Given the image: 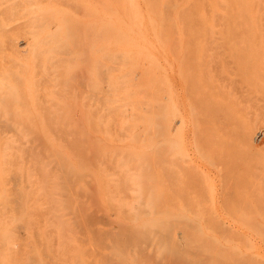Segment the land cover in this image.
Wrapping results in <instances>:
<instances>
[{
    "label": "rangeland",
    "instance_id": "rangeland-1",
    "mask_svg": "<svg viewBox=\"0 0 264 264\" xmlns=\"http://www.w3.org/2000/svg\"><path fill=\"white\" fill-rule=\"evenodd\" d=\"M0 264H264V0H0Z\"/></svg>",
    "mask_w": 264,
    "mask_h": 264
}]
</instances>
